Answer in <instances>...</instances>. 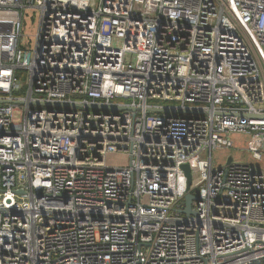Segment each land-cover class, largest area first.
Returning <instances> with one entry per match:
<instances>
[{
    "label": "built area",
    "instance_id": "built-area-1",
    "mask_svg": "<svg viewBox=\"0 0 264 264\" xmlns=\"http://www.w3.org/2000/svg\"><path fill=\"white\" fill-rule=\"evenodd\" d=\"M5 98L0 264H264V0H0Z\"/></svg>",
    "mask_w": 264,
    "mask_h": 264
},
{
    "label": "rangeland",
    "instance_id": "rangeland-1",
    "mask_svg": "<svg viewBox=\"0 0 264 264\" xmlns=\"http://www.w3.org/2000/svg\"><path fill=\"white\" fill-rule=\"evenodd\" d=\"M38 15L37 13L31 14L27 12L23 20L21 43L23 45L33 46L34 35L37 31ZM233 142V147L215 149L212 151L213 165L218 167L224 165L227 159L230 158L237 163L253 164L260 168H264V156L260 160H256L252 157L251 153L245 151L244 148L247 141L250 139V135L242 133H231L229 135ZM128 163V157L125 153H110L107 156V164L111 166H125Z\"/></svg>",
    "mask_w": 264,
    "mask_h": 264
},
{
    "label": "water",
    "instance_id": "water-1",
    "mask_svg": "<svg viewBox=\"0 0 264 264\" xmlns=\"http://www.w3.org/2000/svg\"><path fill=\"white\" fill-rule=\"evenodd\" d=\"M0 102H6V103H16V104H23V102L21 100H17L14 98H5V99H0ZM33 104L38 105V106H45L46 108H50L51 106H58V105H67V104H61V103H53V102H34ZM75 105V104H74ZM77 106L81 107V104H76ZM89 108L92 109H113V110H123V109H130V110H135L134 107H128V106H119V105H114V104H92V105H88ZM169 109L167 108H150L149 111L151 112H155V113H162V112H166ZM249 117H252V115H250ZM231 159L228 158V161H230ZM182 170L184 171V174L186 176L187 179V185L189 186L190 184V180H191V176H190V169L189 166L187 164H182L181 166ZM194 199V196H192L191 194H186L184 196V208L181 210L182 213L184 214H189L191 213V202Z\"/></svg>",
    "mask_w": 264,
    "mask_h": 264
},
{
    "label": "trees",
    "instance_id": "trees-1",
    "mask_svg": "<svg viewBox=\"0 0 264 264\" xmlns=\"http://www.w3.org/2000/svg\"><path fill=\"white\" fill-rule=\"evenodd\" d=\"M19 74H21V71H20V72H18V75H19Z\"/></svg>",
    "mask_w": 264,
    "mask_h": 264
},
{
    "label": "bare ground",
    "instance_id": "bare-ground-1",
    "mask_svg": "<svg viewBox=\"0 0 264 264\" xmlns=\"http://www.w3.org/2000/svg\"><path fill=\"white\" fill-rule=\"evenodd\" d=\"M227 161H228V159H227Z\"/></svg>",
    "mask_w": 264,
    "mask_h": 264
}]
</instances>
